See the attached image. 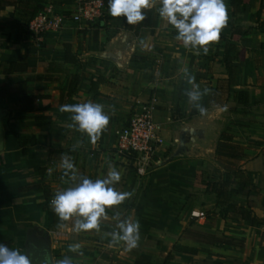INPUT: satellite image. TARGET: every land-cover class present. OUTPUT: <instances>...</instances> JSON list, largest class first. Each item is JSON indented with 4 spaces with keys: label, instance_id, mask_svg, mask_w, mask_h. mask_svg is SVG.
I'll use <instances>...</instances> for the list:
<instances>
[{
    "label": "crops",
    "instance_id": "0c3cea01",
    "mask_svg": "<svg viewBox=\"0 0 264 264\" xmlns=\"http://www.w3.org/2000/svg\"><path fill=\"white\" fill-rule=\"evenodd\" d=\"M30 1L68 19L60 32H47L38 43L28 30L8 25L16 17L14 5L0 10V89L30 78L29 89L41 97L32 112L14 111L18 97L0 98L7 112L0 153V243L21 246L28 234L41 230L50 238L53 264H165L168 256L174 264H264V0L237 1L236 12L232 0H225L228 21L207 54L177 39V30L159 15L160 0L141 10L144 16L152 12L153 21L138 30L126 29L122 16H110L108 0L97 24L69 18L75 0ZM66 44L73 61L66 60ZM19 55L29 56L27 71L5 75L6 65ZM191 92L199 98L192 100ZM137 102L154 105L153 119L163 126L170 148L168 162L144 178L113 151L115 133ZM83 103L101 105L109 118L95 139L79 129L73 113L61 111L63 105ZM39 115L51 117V126L36 128L32 117ZM225 131L243 148L238 168L251 180L228 203L250 212L259 221L255 226L230 212L221 216L206 186L203 191L213 199L210 217L190 216L192 210L204 211L190 195L198 176L216 166L218 178L208 181L226 178V168L216 160ZM19 136L30 139L26 155ZM65 160L71 169H65ZM112 169L120 179L111 186L128 197L106 207L95 229L78 230L76 222L83 218L75 215L61 221L51 206L55 195L84 178H107ZM190 220L203 237L184 240ZM123 221L139 225L133 248L118 239Z\"/></svg>",
    "mask_w": 264,
    "mask_h": 264
},
{
    "label": "clouds",
    "instance_id": "9594fccd",
    "mask_svg": "<svg viewBox=\"0 0 264 264\" xmlns=\"http://www.w3.org/2000/svg\"><path fill=\"white\" fill-rule=\"evenodd\" d=\"M160 3L159 15L174 26L178 33L177 39L186 48L191 47L204 54L208 53L209 46L218 41L220 32L228 21L225 0H160ZM151 6V0H108L109 15L114 18L122 16L130 25L142 21L145 17L141 10ZM189 96L192 100L199 98V94L195 92L189 93ZM61 111L73 113L72 120L92 139L97 138L108 124L109 118L99 104L63 105ZM64 167L71 169L73 166L65 160ZM119 179L120 174L115 169L109 172L107 178L95 181L84 178L78 186L57 193L51 201L52 210L61 221L74 215L82 217V220L76 222L78 230L95 229L105 208L120 205L129 195L111 186ZM118 227L121 230L118 239L124 241L129 248L135 247L139 239L138 223L123 221ZM0 264H30V261L26 254L0 243ZM60 264L67 262L60 261Z\"/></svg>",
    "mask_w": 264,
    "mask_h": 264
},
{
    "label": "trees",
    "instance_id": "16d2710c",
    "mask_svg": "<svg viewBox=\"0 0 264 264\" xmlns=\"http://www.w3.org/2000/svg\"><path fill=\"white\" fill-rule=\"evenodd\" d=\"M237 1L238 4H241V0H232V8L236 12L237 10ZM14 5L16 7V17L14 20L10 21L8 25L12 30H20V32L27 30L29 24L37 18L40 12H42L45 8L40 4H32L30 0H20L13 3H7L5 1H0V10H4L7 5ZM107 4V3H106ZM143 13V12H142ZM152 12H149V15L144 16V21L138 22L135 25H130L124 22L125 28L128 30H138L143 26H149L153 19L151 16ZM145 15V14H144ZM65 51L66 60H74L67 58L71 54V46L66 44L63 45ZM28 55H19L18 59L15 62L6 65L4 74L12 75L14 73H24L28 68ZM227 61V57H226ZM30 78H27L26 81L19 82L17 84H9L6 83L0 89V98H19V101L16 103V109L14 111H22V112H32L34 111V105L36 101L41 98L38 95H35L30 89L28 83L30 82ZM80 78L78 77L74 84H78ZM102 79H99L97 82L92 83L91 90L95 89V86L102 82ZM73 82L70 85V91L68 92V97L73 94V88H71ZM33 121L35 123L36 128H48L52 124V119L49 116H33ZM19 144L22 148V152L24 155L28 154V144L30 143V139L27 137H18ZM243 148L233 143V137L228 134L227 131L223 132L220 136V140L218 142L216 148V160L220 165L224 166L227 170L226 178L218 181L212 182L207 181L206 193L213 194L216 196V205L220 207V215L224 216L228 212L232 214V217L239 218L241 220H248L251 222L253 226L257 225L259 221L251 216V213L248 212L244 208H240L234 205H230L228 200L231 196L238 194L244 188L249 187L251 185V180L248 175L244 174L239 168L238 163L243 158ZM236 188H233V186ZM38 187L29 188V190H37ZM179 248V247H176ZM185 250V249H184ZM187 251L189 249H186ZM192 253V251L190 252ZM169 258V256H168Z\"/></svg>",
    "mask_w": 264,
    "mask_h": 264
},
{
    "label": "built area",
    "instance_id": "2783aa9c",
    "mask_svg": "<svg viewBox=\"0 0 264 264\" xmlns=\"http://www.w3.org/2000/svg\"><path fill=\"white\" fill-rule=\"evenodd\" d=\"M75 10L69 18L74 22L97 24L104 18L106 5L103 0H75ZM68 16L46 8L33 20L28 31L41 43L47 32L62 30ZM154 105L137 102L119 131L115 133L113 151L129 171L140 178L168 162L170 152L162 137L163 126L153 119ZM191 218L204 219L201 210H192Z\"/></svg>",
    "mask_w": 264,
    "mask_h": 264
},
{
    "label": "rangeland",
    "instance_id": "374dc122",
    "mask_svg": "<svg viewBox=\"0 0 264 264\" xmlns=\"http://www.w3.org/2000/svg\"><path fill=\"white\" fill-rule=\"evenodd\" d=\"M207 164L211 165L210 159H208ZM219 169L220 168H218L216 166H215V170L213 168L209 167L207 172L200 174L198 176V185L195 187V189L192 190V193L190 194L191 197L193 198V200L195 201V204L197 205V207L204 209V212L206 211L205 214H206L207 219L210 217V214L212 213L210 211V209L212 208V206L210 205V201H213V199L209 201L208 196H206V194L203 190L205 188L204 186L206 184V181L216 180L218 178L217 173L220 172ZM173 208L175 210L174 213H177V211H176L177 207L175 205H173ZM175 220H177V219H174L173 222ZM188 225L190 228H187L186 231L184 232V240L191 241L192 239L197 238L198 235H199V237H203L202 234L201 235L198 234V231L196 230V225H199L198 223L190 220V221H188ZM7 245L10 249H16V250H19L21 253L26 254V248L27 247H26V244L24 243V240H23V243L21 246H18L15 244H10V243H8ZM58 257H60V256H58ZM172 260L173 259H171V258H166L165 264H174V263H172L173 262Z\"/></svg>",
    "mask_w": 264,
    "mask_h": 264
},
{
    "label": "water",
    "instance_id": "95a60500",
    "mask_svg": "<svg viewBox=\"0 0 264 264\" xmlns=\"http://www.w3.org/2000/svg\"><path fill=\"white\" fill-rule=\"evenodd\" d=\"M7 112L0 108V153L5 147L4 119ZM26 255L30 264H53L50 238L41 230L32 231L26 236Z\"/></svg>",
    "mask_w": 264,
    "mask_h": 264
}]
</instances>
